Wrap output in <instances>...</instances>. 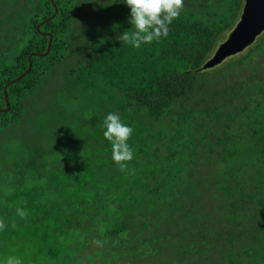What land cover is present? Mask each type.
I'll use <instances>...</instances> for the list:
<instances>
[{"label": "rangeland", "instance_id": "1", "mask_svg": "<svg viewBox=\"0 0 264 264\" xmlns=\"http://www.w3.org/2000/svg\"><path fill=\"white\" fill-rule=\"evenodd\" d=\"M42 1L0 0V64L10 65L23 50L29 37L27 27L30 19L37 16ZM78 8V20L72 23L69 35L77 39L79 47L85 48L88 42L83 29L89 30V36L98 32L99 39L104 41L110 30L113 32L110 34L115 36L119 30L131 27L127 22L129 9L119 0H78ZM226 34L222 33L218 40L222 41ZM263 37L264 30L240 53L226 57L212 68L202 69L204 83L217 84V88L223 83L227 87L236 81V92L243 94L245 90L240 81L253 84L246 101L243 100L246 93L238 97L229 96L218 119H215V114L208 113L202 120L197 116L193 125L189 126L196 138L201 134L206 136L209 131L207 138L202 140L200 136L198 139L199 142L202 140L204 151L212 154L194 159L195 172L189 176L188 183H182V175L168 166L170 154L174 153L175 162L181 159L178 154L181 146L176 144H185L181 140H175V145L170 142L171 133L177 128L182 130L179 126L181 117L177 113L165 115L154 125L163 124L167 129H147L149 134L163 135L159 140L148 143L146 155H136L134 146H130L132 159L124 162L123 169L112 160L111 149H106L101 136H98L103 133L102 120L96 117L98 122L92 127L88 119L94 114L93 107H101L104 103L112 108L117 106L119 93L102 90L98 94L88 93L87 90L74 93L68 87L72 79L69 70L80 65L78 56L82 50L74 45L70 59L55 64L45 73L43 78L47 84H52V88L39 90L40 87H36L30 94L33 103L30 101L28 106H24L21 118L13 125L0 129V264L9 256L18 257L21 264H35L33 257L39 259L38 242L29 239L24 229H18V225H24L23 219L20 216L19 220L14 219L11 212L18 207L28 209L27 203H35L30 207L36 209L40 204L53 205L57 197L54 179L63 176L60 172L64 171L60 168L69 171L65 175L67 179L77 177L85 181L86 173L77 175L71 172L82 164L89 165L100 180L114 171L117 178L118 171H124L125 179L131 180L129 184L133 183V192L137 194H140L141 186L147 189L158 186L160 192L166 194L187 188L185 192L192 193L195 198L186 206L175 203L160 208L158 215L163 222L145 220L143 239L127 237L135 247L143 250L132 253L128 252L129 249H120L121 254L110 252L102 256L95 252L98 254L95 255L91 250L100 246L93 242L83 248L79 264H264V225H261V219L253 218V205L248 208L243 205V208L236 198L231 200L235 194L243 198L250 194L254 199L257 193H264V90H255L256 85H264V50L254 56V61L247 60V66L238 63ZM221 74L222 80H219L218 75ZM239 104L241 112L224 130L221 124L230 123L224 114L239 111ZM209 108L206 106L207 110ZM43 112L45 116L41 121L52 138L42 146L48 148L43 160L45 163L40 166L37 161L35 172L31 175L28 169L21 168L20 163L21 159H26L29 148L35 145L32 125L35 113L42 115ZM232 118L231 114L229 119ZM22 129L24 133H18ZM223 130L226 134H222ZM181 132L185 134L184 129ZM215 135L223 138L218 145ZM207 139L215 144H209ZM188 150L189 147L185 146L183 155ZM109 163H113L111 168L107 165ZM183 163L182 173L189 175L190 169ZM169 177L175 181L172 183ZM50 180L51 187L44 190ZM87 190L84 184L75 192L71 185L68 192L85 198ZM73 201H78V198ZM133 231L136 233V230ZM141 240L155 243L145 247ZM29 258H32L30 262Z\"/></svg>", "mask_w": 264, "mask_h": 264}, {"label": "trees", "instance_id": "2", "mask_svg": "<svg viewBox=\"0 0 264 264\" xmlns=\"http://www.w3.org/2000/svg\"><path fill=\"white\" fill-rule=\"evenodd\" d=\"M243 1L182 0L180 13L169 24L167 36L150 43H142L138 48L132 47L128 41L120 37L123 32L131 33L133 31L131 27L119 30V34L115 36L110 30L104 41L99 39L98 32L89 36V30L83 29L82 33L86 35L88 41L83 48L79 47L81 45L74 36L69 35L72 23L78 20V0H43L39 4L37 16L30 19L27 27L29 37L23 50L14 57L10 65L0 64V109L6 107L3 96L5 84L20 76L30 64L27 73L6 86L8 110L0 112V129L13 125L21 118L23 108L30 104L33 99L30 94L36 87H40L39 90H43L44 87L52 88V84H47L43 78L45 73L55 64L70 59L72 47L76 45L79 51L82 50L78 56L80 65L76 69L69 70L72 79L68 87L74 93H82L84 90L91 94H98L97 92L101 90L106 93H119L117 106L112 108L111 105L104 103L101 107L99 104V107H93L94 114L88 119V123L95 127L97 118L103 121L104 116L113 111L120 117L122 123L132 128L127 140L129 146H134L136 155H146L145 148L148 143L159 140L163 135L149 134L147 129L149 128L150 131L152 128H159V131L162 128L167 129L163 124L154 125L158 124L165 115L177 113L181 117L179 126L182 130L181 128L174 130L170 142L175 145V140H181L185 144H176L181 146L178 151L181 159L175 162L174 153L170 154L173 159L168 156V160L170 159L168 166H172L177 174L182 175V183L190 182L189 176L194 174L196 167L193 164L194 159L210 157L212 153L204 151L201 144L202 140L210 135L209 131H205L206 136L200 135L202 140L199 142L200 136L196 138L189 130V126L193 125L197 116L202 120L208 113L215 114V119H218L220 112L225 108L227 97H238L246 93L243 99L246 101L252 91V82L247 84L240 81L243 82L241 86L245 90L243 94L236 92V81L227 87L225 83L220 88H217V84L208 85L204 83L202 72L203 64L216 48L215 45L226 38L225 36L220 41L218 37L224 32L228 34L237 22ZM74 28L76 29V26ZM116 30H118L117 26ZM48 35L51 36V41L48 52L44 54L48 45ZM262 50H264V37L258 40L252 50L247 52L238 63L247 66L246 61H254V56ZM218 79L222 80V74L218 75ZM258 89L264 90V85H256L255 90ZM206 106L210 107L209 110ZM238 110L224 114L227 122H230L221 124L224 130L230 127L233 119L241 112V104L238 105ZM231 114L233 118L229 119ZM44 116V112L42 115L35 113L32 120L35 145L29 148L26 159H21L20 163V166H23L21 168L28 169L31 175L35 172L37 161L40 166L45 163L43 160L48 148L42 146L52 138L41 121ZM183 129L184 135L181 132ZM224 130L222 134H226ZM18 133L23 134L24 129ZM18 133L16 132V135ZM98 136L102 138V145L106 149H111L110 142L103 137V134ZM215 137L218 145L223 138H219L218 135ZM207 142L215 144L209 139ZM185 146L189 147V150L183 155ZM1 161L0 159V166ZM181 161L190 169L189 175L182 173L184 163ZM107 165L111 168L113 163ZM81 166L73 168L71 172L77 175L86 173L85 181L77 177L67 179L65 175L68 170L60 168L64 171L60 172L63 176L54 179L57 197L53 205L40 204L36 209L30 207L35 203L25 204L29 208L24 210L25 216L21 217L24 225H18V229L19 227L24 229L29 239L38 242L39 259L33 257L35 264H79L83 248L93 242H97L100 248L91 252H99L102 256L110 252L121 254L118 251L120 249H129L128 252L132 253L143 250L135 247L127 237L135 240L138 237L143 239L142 228L145 220L149 218L153 222L162 221L158 215L160 208L175 203L186 206L193 203L195 198L192 193L185 192L187 188L166 194L160 192L158 186L149 189L141 186L140 194H137L133 192V183L129 184L131 180L125 179L124 171H118L117 178L114 171L100 180L92 173L89 165ZM169 178L172 179V183L175 181L174 178ZM51 181L44 190L51 187ZM84 184L88 187L85 198L68 192L71 185L73 191L77 192ZM74 198H78V201H73ZM233 198H236L239 202H235L240 203L243 208V205H247L245 208L253 205V218L261 219V225H264V193H257L254 199L250 194L245 195L244 198L235 194L231 196V200ZM11 213L14 219L19 220L16 210ZM133 230H136V233ZM140 242L145 243L143 240ZM153 243L155 242H146L144 245L146 247ZM96 253L95 255H98ZM31 259L29 258V262Z\"/></svg>", "mask_w": 264, "mask_h": 264}, {"label": "clouds", "instance_id": "3", "mask_svg": "<svg viewBox=\"0 0 264 264\" xmlns=\"http://www.w3.org/2000/svg\"><path fill=\"white\" fill-rule=\"evenodd\" d=\"M119 2L128 7L127 22L133 28L131 33L123 32L120 37L134 48L140 47L142 43L166 37L169 24L179 15L182 7V0H119ZM102 127L103 137L110 142L112 160L123 169L124 162L132 159V149L127 143L132 128L122 123L120 117L113 112H108L104 116ZM16 213L20 217L25 216V211L19 207ZM3 264H21V260L9 256Z\"/></svg>", "mask_w": 264, "mask_h": 264}, {"label": "water", "instance_id": "4", "mask_svg": "<svg viewBox=\"0 0 264 264\" xmlns=\"http://www.w3.org/2000/svg\"><path fill=\"white\" fill-rule=\"evenodd\" d=\"M263 30H264V0H244L241 13L237 22L228 32L226 38L216 46L210 57L203 64V67L212 68L217 64H219L226 57L240 53L242 50H244V48L252 44L255 37L258 36ZM48 37H49L48 45L44 54L48 52L51 41V36L48 35ZM39 55H43V54H39ZM29 69H30V64H28L27 69L20 76L5 84L3 88V94H4L3 96L6 107L4 109H0V112L8 110V102L5 93L6 86L8 84L13 83L22 75L27 73Z\"/></svg>", "mask_w": 264, "mask_h": 264}]
</instances>
